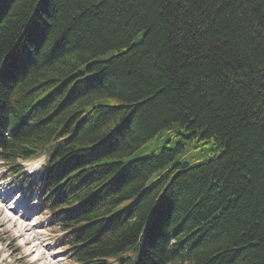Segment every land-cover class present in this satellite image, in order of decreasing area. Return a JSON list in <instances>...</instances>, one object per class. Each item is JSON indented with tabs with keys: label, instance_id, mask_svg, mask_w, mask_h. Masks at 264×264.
<instances>
[{
	"label": "trees",
	"instance_id": "obj_1",
	"mask_svg": "<svg viewBox=\"0 0 264 264\" xmlns=\"http://www.w3.org/2000/svg\"><path fill=\"white\" fill-rule=\"evenodd\" d=\"M42 156L75 264H264V0H0V161Z\"/></svg>",
	"mask_w": 264,
	"mask_h": 264
},
{
	"label": "rangeland",
	"instance_id": "obj_2",
	"mask_svg": "<svg viewBox=\"0 0 264 264\" xmlns=\"http://www.w3.org/2000/svg\"><path fill=\"white\" fill-rule=\"evenodd\" d=\"M178 142H185L183 151L177 156L179 161L196 165L214 155L212 142L209 143L197 137L189 140L182 135H176L175 131L163 130L157 138L145 144L142 150L137 151L133 158L148 157L152 153L159 152L162 147L175 149ZM131 158L132 156L127 160ZM44 162V156L24 163L19 161L16 168H20V172L15 174L12 171L13 168L0 161L1 182L17 192L14 198L17 204L27 205L25 210L18 209L19 215L17 216L29 217L32 214L27 223L21 219L5 220V215L12 216V213L3 208L1 205L3 203L0 201V215L2 216H0V264H75L68 257L66 248L63 246L62 232L50 221L51 215L43 210L36 192V184L42 174ZM2 197L1 195L0 199ZM15 202L13 201L10 207L15 206ZM2 209L6 210L5 215L1 214ZM25 224H37L35 233L27 232ZM6 227L12 229L13 232H7ZM30 251L32 253L27 256Z\"/></svg>",
	"mask_w": 264,
	"mask_h": 264
},
{
	"label": "bare ground",
	"instance_id": "obj_3",
	"mask_svg": "<svg viewBox=\"0 0 264 264\" xmlns=\"http://www.w3.org/2000/svg\"><path fill=\"white\" fill-rule=\"evenodd\" d=\"M186 159V158H185ZM183 160V159H182ZM176 162V161H175ZM2 180L0 179V197H1V195L3 196L2 197V199H0V201L3 203V204H1L2 206H3V208H5V209H8V211H10L11 213H12V216H10V215H7L5 212H6V210L5 209H2L1 210V214H3V215H5V220L6 219H8V221H15V220H17V219H21V220H23L24 222H28V220L30 219V216L32 215V214H30V216L29 217H26V216H17V214H18V209H22V210H25L26 209V207H27V205L25 206V205H19V204H17V202H15V200H14V198L16 197V195H17V192L16 191H14V190H11V188H9V186H4L3 185V183L1 182ZM15 202V206H13V207H10V204L12 203V202ZM1 206V207H2ZM7 211V212H8ZM19 215V214H18ZM1 216V215H0ZM2 217V216H1ZM7 222V221H6ZM5 222V223H6ZM4 223V224H5ZM3 224V225H4ZM16 224V223H15ZM6 225V224H5ZM13 225V224H12ZM26 228H27V232H33V233H35V231H36V227H38L37 226V224H33V225H28V224H25L24 225ZM12 227V226H11ZM6 229H7V227H6ZM7 232H9V233H12L13 232V230L12 229H10V228H8L7 229ZM29 254H27V256H30V254L32 253L31 251L30 252H28Z\"/></svg>",
	"mask_w": 264,
	"mask_h": 264
}]
</instances>
